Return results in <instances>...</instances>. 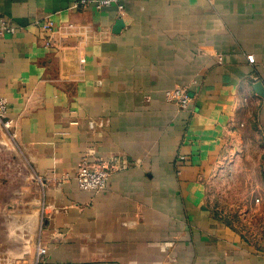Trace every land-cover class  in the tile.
Wrapping results in <instances>:
<instances>
[{"label":"crops","instance_id":"obj_1","mask_svg":"<svg viewBox=\"0 0 264 264\" xmlns=\"http://www.w3.org/2000/svg\"><path fill=\"white\" fill-rule=\"evenodd\" d=\"M76 1L0 0V193L46 183L44 264H264V0Z\"/></svg>","mask_w":264,"mask_h":264},{"label":"rangeland","instance_id":"obj_2","mask_svg":"<svg viewBox=\"0 0 264 264\" xmlns=\"http://www.w3.org/2000/svg\"><path fill=\"white\" fill-rule=\"evenodd\" d=\"M74 179L81 190L79 182ZM2 185L5 192L0 193V264H44L52 243L61 239L63 234L48 228L47 224L57 223V213L61 211H57L55 204H47V185L38 175L30 184L32 192L25 190L29 187L26 183ZM12 187L16 190L22 187L21 195L9 191ZM43 247L46 253L40 254Z\"/></svg>","mask_w":264,"mask_h":264},{"label":"built area","instance_id":"obj_3","mask_svg":"<svg viewBox=\"0 0 264 264\" xmlns=\"http://www.w3.org/2000/svg\"><path fill=\"white\" fill-rule=\"evenodd\" d=\"M91 3H96L99 8L105 6H117L119 16L124 14V6L119 0H77L76 5L79 7H86ZM46 28L49 24L44 25ZM16 26L12 25L9 20L0 15V36L15 32ZM168 98L175 102L181 111L189 110L193 101V93L184 86L176 87L169 90ZM0 126L4 130H9L13 126V121L7 118L6 101L0 97ZM14 136V135H13ZM111 174L108 166L103 164H90L83 160L75 178L79 182L80 187L85 191H103L107 188V181ZM40 254L46 253V248L40 249Z\"/></svg>","mask_w":264,"mask_h":264},{"label":"water","instance_id":"obj_4","mask_svg":"<svg viewBox=\"0 0 264 264\" xmlns=\"http://www.w3.org/2000/svg\"><path fill=\"white\" fill-rule=\"evenodd\" d=\"M256 87L258 88L260 94L264 95V87L261 84L257 85Z\"/></svg>","mask_w":264,"mask_h":264}]
</instances>
